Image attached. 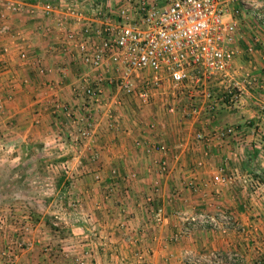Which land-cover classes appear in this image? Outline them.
Here are the masks:
<instances>
[{
	"label": "crops",
	"instance_id": "crops-1",
	"mask_svg": "<svg viewBox=\"0 0 264 264\" xmlns=\"http://www.w3.org/2000/svg\"><path fill=\"white\" fill-rule=\"evenodd\" d=\"M17 1L23 10L9 13L11 31L0 37V198L17 200L9 209L20 223H6L0 252L12 250V264H192L186 252L212 251L227 264H264V24L247 12L236 18L230 70L203 88L168 81L143 104L104 83L101 104L87 110L75 87L93 73L66 37L83 23L66 9L96 2L114 11L121 0ZM234 5L228 2L230 12ZM111 68L102 70L107 77L116 73ZM228 88L240 91L235 103H221ZM191 105L198 113L185 115ZM82 116L93 130L75 144L70 135ZM227 126L237 135L222 136ZM235 169L262 174L257 193L215 179ZM155 205L164 210L161 225L151 216ZM198 211L228 212L234 222L223 232L193 227L175 239L178 213Z\"/></svg>",
	"mask_w": 264,
	"mask_h": 264
},
{
	"label": "built area",
	"instance_id": "built-area-1",
	"mask_svg": "<svg viewBox=\"0 0 264 264\" xmlns=\"http://www.w3.org/2000/svg\"><path fill=\"white\" fill-rule=\"evenodd\" d=\"M228 2L235 4L231 12ZM158 3L156 0H121L114 11L113 8H105L102 3L89 4L84 10L92 12L101 20V26L95 28L86 19L83 9H66L83 23L78 34L68 30L66 37L73 46L72 55L93 73L92 79L88 74L80 76L81 82L75 87L80 90L87 110L101 104L104 83H116L123 92L135 95L142 103L149 101L153 89L164 86L168 81L175 89L186 84L203 88L208 78L226 75L230 70V63L236 53V18L242 12H247L264 24V0H161V4ZM0 7L1 37L11 31L9 13L21 12L23 3L0 0ZM226 15L231 16L229 21ZM60 21L59 17L58 26ZM253 42L262 43L258 35L253 36ZM252 51L253 47L249 46L247 52ZM20 56L25 57V52L22 51ZM108 66L116 72L111 77L102 71ZM134 77L139 79L135 82ZM227 94V100L225 96L220 97L221 103H235L240 91L228 88ZM168 110L174 112L176 107L170 105ZM184 113L196 115L198 107L191 105ZM78 121L79 126L70 135V141L75 144L87 140L93 130V122L89 118L82 116ZM225 134L237 135L232 126H227L221 133L222 136ZM197 137L204 138L200 133ZM59 139L58 142L63 143V139ZM166 166V161L160 162L163 171ZM95 178L99 179V176L95 175ZM215 179L231 184L238 181L252 193H257L261 187V182L253 173L241 169H235L228 175L218 174ZM146 201L151 203L152 196H147ZM150 212L155 224L161 225L165 221L161 206H153ZM178 220L182 227L174 233L175 239L187 234L193 227L223 232L234 222L230 213L224 211L179 212ZM10 251L5 249L1 252L7 258L6 263L14 256ZM88 251L83 252L87 255ZM185 259L192 264H227L221 251L200 256L186 252ZM84 263V260H78V264Z\"/></svg>",
	"mask_w": 264,
	"mask_h": 264
},
{
	"label": "rangeland",
	"instance_id": "rangeland-1",
	"mask_svg": "<svg viewBox=\"0 0 264 264\" xmlns=\"http://www.w3.org/2000/svg\"><path fill=\"white\" fill-rule=\"evenodd\" d=\"M150 1H155V0H150ZM159 2L158 4H161V0H156V2ZM142 104V103H141ZM144 104V103H143ZM133 171L132 172H128L127 173V175L130 177V178H132V177H134L135 176V173H134V175H133ZM127 175H125V176H127ZM15 188H17L16 186H15ZM3 190V189H2ZM16 189H12V191H15ZM18 190H19V188H18ZM18 190H16V191H18ZM9 193H7V195H8ZM7 195H3V196H5V197H1L0 198V233H2L3 231H5V225H6V223L8 222V221H11L10 223H20L18 220V218H16V216H14V214H12L11 215V211H10V209L11 208H13V206H12V204H13V202H17V200H12L11 199V197H10V194H9V196H7ZM18 203H20V202H18ZM10 208V209H9ZM8 213V214H7ZM21 219V218H20ZM20 225H22V224H20ZM19 243H21V241L19 240L18 242H17V244H19ZM23 246L24 245H21V246H19V245H17V248L18 249H21V248H23ZM5 249H7V247H5L4 249H2V250H5ZM2 250H1V252H2ZM0 252V253H1ZM2 258H4V256H1ZM7 259V258H6ZM12 259H14V256H13V258ZM14 261V260H13ZM2 263H3V261H2ZM6 263V262H5ZM8 263H10V264H12V260L11 261H9ZM14 263V262H13ZM7 264V263H6Z\"/></svg>",
	"mask_w": 264,
	"mask_h": 264
},
{
	"label": "trees",
	"instance_id": "trees-1",
	"mask_svg": "<svg viewBox=\"0 0 264 264\" xmlns=\"http://www.w3.org/2000/svg\"><path fill=\"white\" fill-rule=\"evenodd\" d=\"M252 173L254 174V176H256L258 179H263V177H262V174L261 173H257V172H254V171H252Z\"/></svg>",
	"mask_w": 264,
	"mask_h": 264
}]
</instances>
